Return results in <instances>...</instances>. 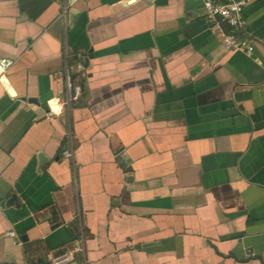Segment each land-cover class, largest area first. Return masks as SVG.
I'll return each mask as SVG.
<instances>
[{
	"label": "crops",
	"instance_id": "0c3cea01",
	"mask_svg": "<svg viewBox=\"0 0 264 264\" xmlns=\"http://www.w3.org/2000/svg\"><path fill=\"white\" fill-rule=\"evenodd\" d=\"M243 16L251 54L199 0H0V264H264V0Z\"/></svg>",
	"mask_w": 264,
	"mask_h": 264
},
{
	"label": "built area",
	"instance_id": "2783aa9c",
	"mask_svg": "<svg viewBox=\"0 0 264 264\" xmlns=\"http://www.w3.org/2000/svg\"><path fill=\"white\" fill-rule=\"evenodd\" d=\"M207 13L208 18H219L223 20L229 27V32L222 35V46L226 51H241L246 54L253 52L254 46L248 38L241 35V30L245 27V19L243 10L250 0H199ZM12 62L7 59L0 58V81L3 75L8 71ZM66 90L68 102L74 100L78 95V90L75 89L69 80L66 78ZM64 157H71L72 153L69 150L62 151ZM7 236L13 240V243H18L17 237L13 232L7 233ZM82 251V243H75L72 250L59 255H48L49 264H65L73 261L75 252Z\"/></svg>",
	"mask_w": 264,
	"mask_h": 264
},
{
	"label": "water",
	"instance_id": "95a60500",
	"mask_svg": "<svg viewBox=\"0 0 264 264\" xmlns=\"http://www.w3.org/2000/svg\"><path fill=\"white\" fill-rule=\"evenodd\" d=\"M27 102L29 103V104H31V105H33V106H38V101L36 100V99H32V98H30V99H27ZM44 160H45V158H44V156L42 155V154H39L38 155V162H39V165L40 164H42V162H44ZM128 171H130V169H128ZM13 199H15V197L13 196L12 197V199H10L9 201H8V203H10Z\"/></svg>",
	"mask_w": 264,
	"mask_h": 264
},
{
	"label": "trees",
	"instance_id": "16d2710c",
	"mask_svg": "<svg viewBox=\"0 0 264 264\" xmlns=\"http://www.w3.org/2000/svg\"><path fill=\"white\" fill-rule=\"evenodd\" d=\"M65 251H58V252H56L54 255H59V254H62V253H64Z\"/></svg>",
	"mask_w": 264,
	"mask_h": 264
}]
</instances>
